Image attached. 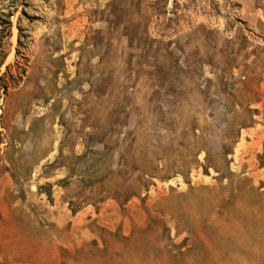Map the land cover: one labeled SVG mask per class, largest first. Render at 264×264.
Masks as SVG:
<instances>
[{"label":"rangeland","instance_id":"1","mask_svg":"<svg viewBox=\"0 0 264 264\" xmlns=\"http://www.w3.org/2000/svg\"><path fill=\"white\" fill-rule=\"evenodd\" d=\"M0 264H264V0H0Z\"/></svg>","mask_w":264,"mask_h":264},{"label":"trees","instance_id":"2","mask_svg":"<svg viewBox=\"0 0 264 264\" xmlns=\"http://www.w3.org/2000/svg\"><path fill=\"white\" fill-rule=\"evenodd\" d=\"M18 43H19V42H18ZM18 45H19V44H18ZM2 88H3V90L5 91L7 87L4 85Z\"/></svg>","mask_w":264,"mask_h":264}]
</instances>
